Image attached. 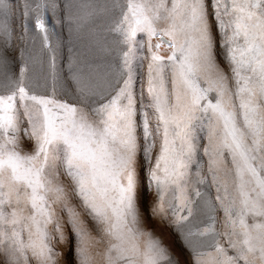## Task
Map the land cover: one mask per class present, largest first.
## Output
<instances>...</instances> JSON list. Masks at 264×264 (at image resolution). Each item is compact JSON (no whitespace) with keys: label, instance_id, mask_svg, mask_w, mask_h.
<instances>
[{"label":"snow or ice","instance_id":"obj_1","mask_svg":"<svg viewBox=\"0 0 264 264\" xmlns=\"http://www.w3.org/2000/svg\"><path fill=\"white\" fill-rule=\"evenodd\" d=\"M0 264H264V0H0Z\"/></svg>","mask_w":264,"mask_h":264},{"label":"rangeland","instance_id":"obj_2","mask_svg":"<svg viewBox=\"0 0 264 264\" xmlns=\"http://www.w3.org/2000/svg\"><path fill=\"white\" fill-rule=\"evenodd\" d=\"M49 15H51V14L49 13ZM49 27L52 28L53 33H55V32H59V31L61 30V25H60V24H56V23H54V22H52V21L49 22ZM63 33H64V35H65V37H66V36H67V29H66V27L63 29ZM51 39H52V41H53V43H54V42H55V39H56L55 35H53V36L51 37ZM64 55H65V56L67 55V51H66V49H65V51H64ZM64 63L66 64V60L64 61ZM16 70L18 71V69H16ZM146 198H147V201L150 203L151 200H152V198H153V197H152V194H151V193H147V194H146ZM168 240H169V242L173 243V246L176 247V250H177V251L180 250V249L177 247L176 243H175V238H174V237H172L171 235H169V236H168ZM184 258H187V253H184V254L182 255V259H184Z\"/></svg>","mask_w":264,"mask_h":264}]
</instances>
